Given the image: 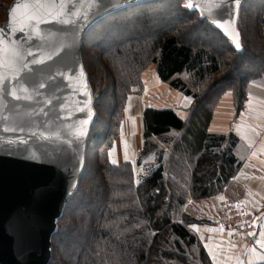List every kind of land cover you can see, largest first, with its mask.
Masks as SVG:
<instances>
[{
  "label": "trees",
  "instance_id": "16d2710c",
  "mask_svg": "<svg viewBox=\"0 0 264 264\" xmlns=\"http://www.w3.org/2000/svg\"><path fill=\"white\" fill-rule=\"evenodd\" d=\"M250 1L243 0L238 12L241 50L185 0L133 3L87 29L82 61L95 108L111 125L96 135L97 158L89 161L86 153L88 162L51 235L48 264H215L191 227L203 221L184 209L190 199L226 191L242 167L235 153L238 137L211 133L209 125L226 92L241 108L246 87L264 75V0H254V9ZM13 2H0L4 22ZM139 6L138 14L129 13ZM150 65L162 83L190 99L187 119L180 108L147 104L135 164L115 165L105 149L118 135L111 128L120 127L127 101L140 86V71ZM149 155L157 166L137 183L134 165Z\"/></svg>",
  "mask_w": 264,
  "mask_h": 264
},
{
  "label": "water",
  "instance_id": "95a60500",
  "mask_svg": "<svg viewBox=\"0 0 264 264\" xmlns=\"http://www.w3.org/2000/svg\"><path fill=\"white\" fill-rule=\"evenodd\" d=\"M140 1L14 0L0 24V264L49 263L96 117L84 35L99 18ZM242 2L189 0V8L241 50Z\"/></svg>",
  "mask_w": 264,
  "mask_h": 264
},
{
  "label": "crops",
  "instance_id": "0c3cea01",
  "mask_svg": "<svg viewBox=\"0 0 264 264\" xmlns=\"http://www.w3.org/2000/svg\"><path fill=\"white\" fill-rule=\"evenodd\" d=\"M188 107V106H187ZM183 107L178 113L185 120L189 111ZM142 122V120H141ZM209 132L215 134L233 133L238 137L239 144L235 153L242 167L232 185L238 186L237 191L231 185L220 195L204 199H190L193 204L187 206V212L202 220L206 237L218 238L217 230L212 222L217 224L220 200L235 192L237 197H243L248 208L255 214L259 223L258 234L251 239L232 243V247L218 250L219 257H212L215 264H263L264 259V75L252 81L246 87V100L241 108L236 103L234 94L226 92L214 109L209 125ZM143 134V132H142ZM143 136V135H142ZM233 195V196H235ZM232 196V198H233ZM231 198V197H230ZM229 198V199H230ZM189 207V211H188ZM190 208L193 211H190ZM206 219V220H204ZM216 236V237H215ZM224 240L227 238L224 237ZM228 241V240H227ZM216 251V252H215ZM220 251V252H219ZM215 255L217 249L212 250ZM210 252V255L212 256Z\"/></svg>",
  "mask_w": 264,
  "mask_h": 264
},
{
  "label": "rangeland",
  "instance_id": "374dc122",
  "mask_svg": "<svg viewBox=\"0 0 264 264\" xmlns=\"http://www.w3.org/2000/svg\"><path fill=\"white\" fill-rule=\"evenodd\" d=\"M9 1L10 0H0V2H4L5 5L7 3L9 4ZM185 1H186L185 5L189 7V0H185ZM251 1H252L251 4H253V6L250 8L254 9V3H253L254 0H251ZM151 7L153 9L155 8L154 10H159L156 7V5H151ZM141 10H142V7L139 6L136 9L131 10L132 12H129V13L138 14ZM243 15L248 16L249 12L245 10ZM5 19L6 17L4 18V16L3 17L0 16V20H2V22H4ZM250 20L252 19L250 18ZM140 75H141V81L139 84L140 86L136 88L137 93L132 95L131 99L127 101V105L123 113L122 119L119 122L120 127H117V123L116 124L114 123V125L111 128L112 132L113 133L116 132L118 133V135L114 137L113 140L111 139L109 140L107 144L109 146L108 148L107 147L105 148V145L102 147V148L107 149L108 157L110 158V161L114 163L115 165H120V164L127 163V162H132L133 164H135V161L137 160V157L139 156V152L143 146L144 138L142 136L141 117H142V111L147 104H152L155 106H171L174 108L182 109L183 107L189 106L191 102L190 99L188 97H185L180 91H177L171 88L170 86H168L167 84L162 83L159 80L156 74L155 67L153 65H150L147 68L140 71ZM180 77L190 86V79L187 74H182ZM92 94H93V91H92ZM93 101H94V108H95L96 99L94 98V94H93ZM95 112H96L97 124L95 123L94 126H92L93 132L92 134L90 132L91 136L89 134V137L86 143V148H87L86 153L88 152L89 154V161H94L97 158L96 157L97 153L94 147L98 144L99 137L96 138V135L102 136L104 130L106 129V124L108 125L107 127L111 125L105 116H102L100 113H98L97 108H95ZM98 120L103 121L101 126H99L100 124H98ZM159 147L164 148L165 144L159 145ZM86 160L88 162V158ZM138 161H140L139 166L134 165L135 173L136 175H138L137 183H138V180L145 179V177L148 175V170L157 166V164H154L155 159H154V156L152 155H149V157L147 156L145 158L140 157ZM232 186H233L232 187L233 190L237 191L238 186L236 184H233ZM229 195L230 196L227 195V198L231 197L230 199H234V198H237L238 194L235 195V192L232 191V194H229ZM190 201L191 200L187 202L184 211L186 215H188L189 217L198 220L199 218H195L187 212V206L191 204V207H192V204H193ZM188 211H189V207H188ZM190 211L192 212L193 209L190 208ZM211 223H212V226L215 227L214 230H217L214 233L217 234L216 236L218 238H214V239L209 238L208 240V238L206 237L207 231L203 230L204 224L200 226L195 225V228H193V231L199 236L200 240L204 243L209 253L212 250L217 249L216 255L213 252H211L212 257H215V256L219 257L218 250H221V248L225 249V248L232 247V243L230 244L229 240L228 241L224 240L223 233L221 232V229L217 226V224L215 225V223L212 221Z\"/></svg>",
  "mask_w": 264,
  "mask_h": 264
},
{
  "label": "built area",
  "instance_id": "2783aa9c",
  "mask_svg": "<svg viewBox=\"0 0 264 264\" xmlns=\"http://www.w3.org/2000/svg\"><path fill=\"white\" fill-rule=\"evenodd\" d=\"M217 226L229 242L251 239L258 234L259 223L255 214L248 208L243 197L220 200Z\"/></svg>",
  "mask_w": 264,
  "mask_h": 264
},
{
  "label": "snow or ice",
  "instance_id": "6c2138e0",
  "mask_svg": "<svg viewBox=\"0 0 264 264\" xmlns=\"http://www.w3.org/2000/svg\"><path fill=\"white\" fill-rule=\"evenodd\" d=\"M236 2L239 3V0H236ZM20 7H21V5L17 4V5H15V7H13V8L11 9V17H12V18H15V15H16V12H17V9H19ZM220 26L223 27V25H220ZM236 47H237V48L240 47L239 43L236 44ZM24 66L27 67V65H24ZM41 87H43V85H42ZM191 227L195 228V225H192ZM262 259H264V257H262Z\"/></svg>",
  "mask_w": 264,
  "mask_h": 264
}]
</instances>
